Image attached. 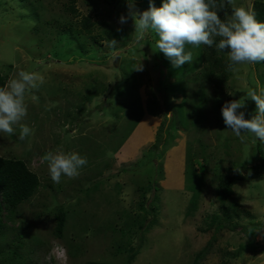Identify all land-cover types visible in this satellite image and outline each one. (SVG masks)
Here are the masks:
<instances>
[{"label":"rangeland","instance_id":"374dc122","mask_svg":"<svg viewBox=\"0 0 264 264\" xmlns=\"http://www.w3.org/2000/svg\"><path fill=\"white\" fill-rule=\"evenodd\" d=\"M257 1L235 0L251 10ZM134 2L141 13L149 8ZM128 10L126 0H0V74L7 82L21 70L44 77L25 94L21 123L33 134L19 140V125L0 132V155L25 160L41 181L15 221L0 212L9 226L0 264H127L131 243L141 248L130 264H264V142L237 137L221 113L248 89L264 91V62L238 65L217 90L204 45H186L193 62L175 68L154 31L141 37L131 18L119 23ZM245 103L238 111L250 119L256 105ZM57 149L88 161L58 184L43 160ZM226 166L239 177L229 216L219 190ZM61 206L67 223L58 238ZM13 250L20 257L12 262Z\"/></svg>","mask_w":264,"mask_h":264},{"label":"clouds","instance_id":"9594fccd","mask_svg":"<svg viewBox=\"0 0 264 264\" xmlns=\"http://www.w3.org/2000/svg\"><path fill=\"white\" fill-rule=\"evenodd\" d=\"M126 3L128 15H122L119 23L125 24L131 18L134 31L141 37L149 29L154 31L158 37L156 48L175 68L193 62V54L186 51V45H215L217 51L226 50L227 70L232 72L237 71L238 65L264 62V22L258 21L250 8L237 6L235 0H162L159 7L149 0V8L142 13L133 10L134 0H126ZM229 8L230 14L226 11ZM221 11H224L226 19L218 14ZM110 44L114 47L117 41L111 40ZM136 69L141 70V65ZM43 83V75L21 70L0 87V132L13 135L15 126L19 125V140L33 134V129L21 123L28 110L25 94ZM245 93L243 101L232 100L222 106L224 124L241 139L242 133L247 132L264 142V91L250 88ZM249 99L255 102L256 110L250 119H246L245 113L238 110L245 108V101ZM43 160L47 163L51 180L57 184L62 176L69 179L78 177L88 163L86 157L60 149L47 152Z\"/></svg>","mask_w":264,"mask_h":264},{"label":"trees","instance_id":"16d2710c","mask_svg":"<svg viewBox=\"0 0 264 264\" xmlns=\"http://www.w3.org/2000/svg\"><path fill=\"white\" fill-rule=\"evenodd\" d=\"M26 1V0H24ZM219 2V0H218ZM74 13L77 12L75 7H72ZM256 19L264 22V2L257 1L254 4V10ZM222 19H226L224 11L218 13ZM93 25L90 17H85L84 27L87 31H90ZM219 39L217 38V41ZM203 61L205 73L210 77L211 81L215 85V89L221 90L223 85L227 83L229 70H227V61L222 54H218L214 47L203 46ZM7 83V77L0 74V87ZM260 153L263 155L264 150L261 147ZM232 167L226 166L224 173L221 174L219 181V190L222 196L225 198L226 206L224 214L226 216L233 215L237 212L239 204L232 201L231 198L234 194V185L238 183L239 177L233 174ZM41 181L39 175L31 170L23 159L4 157L0 155V197L2 199V207L0 206V212L6 210V217L9 221H15L19 212L20 206L29 200L40 187ZM156 210V206L152 211ZM56 225L54 234L58 238L64 236V231L67 223V213L61 206L58 208L55 215ZM155 221H151L147 228H149ZM218 222V221H217ZM218 230L222 227V222L217 224ZM9 230V226L5 223L0 216V235L4 236ZM146 230V229H145ZM21 246L20 244H18ZM141 245L135 247L132 243L125 248L128 252L127 264H130L135 260L136 256L140 252ZM9 252V251H8ZM10 259L20 257L16 250L10 251ZM7 251L0 250V257L6 255ZM201 256V255H200ZM36 264V263H35Z\"/></svg>","mask_w":264,"mask_h":264},{"label":"water","instance_id":"95a60500","mask_svg":"<svg viewBox=\"0 0 264 264\" xmlns=\"http://www.w3.org/2000/svg\"><path fill=\"white\" fill-rule=\"evenodd\" d=\"M133 10L135 11V12H137V13H141V11H140V7L134 2V4H133Z\"/></svg>","mask_w":264,"mask_h":264},{"label":"crops","instance_id":"0c3cea01","mask_svg":"<svg viewBox=\"0 0 264 264\" xmlns=\"http://www.w3.org/2000/svg\"><path fill=\"white\" fill-rule=\"evenodd\" d=\"M138 127H139V126H137V129H136V130H138ZM136 130H135V131H136Z\"/></svg>","mask_w":264,"mask_h":264},{"label":"bare ground","instance_id":"6f19581e","mask_svg":"<svg viewBox=\"0 0 264 264\" xmlns=\"http://www.w3.org/2000/svg\"><path fill=\"white\" fill-rule=\"evenodd\" d=\"M222 206V205H221Z\"/></svg>","mask_w":264,"mask_h":264}]
</instances>
